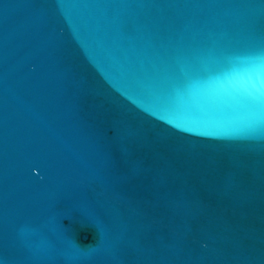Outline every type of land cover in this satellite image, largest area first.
<instances>
[{"label": "water", "instance_id": "obj_1", "mask_svg": "<svg viewBox=\"0 0 264 264\" xmlns=\"http://www.w3.org/2000/svg\"><path fill=\"white\" fill-rule=\"evenodd\" d=\"M0 264H264V0H0Z\"/></svg>", "mask_w": 264, "mask_h": 264}]
</instances>
